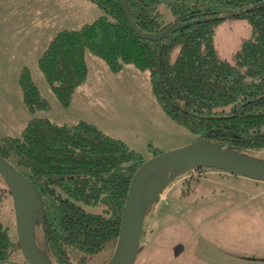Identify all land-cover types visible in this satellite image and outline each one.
Masks as SVG:
<instances>
[{"label": "trees", "instance_id": "obj_1", "mask_svg": "<svg viewBox=\"0 0 264 264\" xmlns=\"http://www.w3.org/2000/svg\"><path fill=\"white\" fill-rule=\"evenodd\" d=\"M89 1L99 6L101 15L79 29L57 32L38 59L62 105H68L86 78L87 49L114 72L123 64L148 70L159 106L199 139L223 142L264 160V0H195L190 5L175 0L167 4L173 19L166 23L161 0H127L142 33L243 8L233 16L245 18L252 35L231 60L215 51L218 20L148 40L132 29L119 0ZM19 84L30 111L47 106L27 69ZM0 156L40 195L43 217L38 228L52 264H90L115 246L131 177L143 163L139 154L84 121L67 126L33 118L20 136L0 139ZM6 187L0 186V262L10 260L19 247L1 221L3 200L10 194Z\"/></svg>", "mask_w": 264, "mask_h": 264}, {"label": "rangeland", "instance_id": "obj_2", "mask_svg": "<svg viewBox=\"0 0 264 264\" xmlns=\"http://www.w3.org/2000/svg\"><path fill=\"white\" fill-rule=\"evenodd\" d=\"M78 1L82 3L0 0V139L20 136L33 118L67 126L84 121L123 142L143 162L197 141L196 134L159 106L148 70L123 64L114 72L87 49L86 78L73 90L68 105L60 103L38 59L57 32L79 29L101 15L97 4ZM173 1L160 2L165 23L173 19L167 8ZM185 1L190 5L195 0ZM81 9L84 15H79ZM251 35V25L243 17L216 21L217 56L231 60ZM25 69L46 107L30 111L25 104L19 84ZM0 186L6 187L1 179ZM7 195L1 221L17 241L12 198ZM36 232L40 247V228ZM114 248L101 252L90 264H107ZM10 260L26 264L19 247ZM133 264H264V182L212 168L179 175L148 210Z\"/></svg>", "mask_w": 264, "mask_h": 264}, {"label": "water", "instance_id": "obj_3", "mask_svg": "<svg viewBox=\"0 0 264 264\" xmlns=\"http://www.w3.org/2000/svg\"><path fill=\"white\" fill-rule=\"evenodd\" d=\"M124 14L138 36L160 41L164 36L187 26L233 17L240 8L226 15L209 16L174 24L158 33H142L136 26L127 0H119ZM264 3V1L262 2ZM261 3V4H262ZM197 168H212L254 181L264 182V160L238 152L205 139L160 153L143 162L131 177L126 194L120 228L113 254L107 264H133L138 252L142 224L148 210L161 197L165 187L176 177ZM0 177L10 192L19 250L26 264H52L37 243L36 227L43 217V205L34 185L10 161L0 156ZM0 264H20L5 260Z\"/></svg>", "mask_w": 264, "mask_h": 264}, {"label": "crops", "instance_id": "obj_4", "mask_svg": "<svg viewBox=\"0 0 264 264\" xmlns=\"http://www.w3.org/2000/svg\"><path fill=\"white\" fill-rule=\"evenodd\" d=\"M73 2L75 1V2H77V3H82L81 1H78V0H72ZM87 2V1H86ZM101 10V9H100ZM102 12V11H101ZM79 15H84V11L81 9V12L79 13ZM74 16H77L76 15V13H75V15ZM92 17H95V16H92ZM86 24V23H85ZM83 26V25H82ZM71 29H75V27L74 28H71Z\"/></svg>", "mask_w": 264, "mask_h": 264}, {"label": "flooded vegetation", "instance_id": "obj_5", "mask_svg": "<svg viewBox=\"0 0 264 264\" xmlns=\"http://www.w3.org/2000/svg\"><path fill=\"white\" fill-rule=\"evenodd\" d=\"M23 258V257H22ZM25 260L23 259V262H24ZM25 263H26V261H25Z\"/></svg>", "mask_w": 264, "mask_h": 264}]
</instances>
